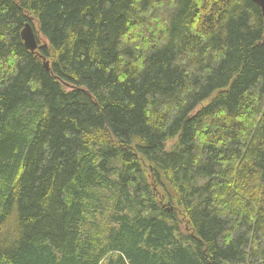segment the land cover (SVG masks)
<instances>
[{
  "label": "trees",
  "instance_id": "obj_1",
  "mask_svg": "<svg viewBox=\"0 0 264 264\" xmlns=\"http://www.w3.org/2000/svg\"><path fill=\"white\" fill-rule=\"evenodd\" d=\"M263 262L258 4L0 0V264Z\"/></svg>",
  "mask_w": 264,
  "mask_h": 264
},
{
  "label": "water",
  "instance_id": "obj_2",
  "mask_svg": "<svg viewBox=\"0 0 264 264\" xmlns=\"http://www.w3.org/2000/svg\"><path fill=\"white\" fill-rule=\"evenodd\" d=\"M252 1H254L256 4L259 5V7L261 8V11H262L263 18H264V0H252ZM21 36H22V39L24 41L25 47L27 49L35 52L38 48V41H37L35 29L30 22H27L25 24V27L21 31ZM44 65L46 68H49L50 67L49 60H46L44 58ZM260 264H264V262L260 263Z\"/></svg>",
  "mask_w": 264,
  "mask_h": 264
},
{
  "label": "rangeland",
  "instance_id": "obj_3",
  "mask_svg": "<svg viewBox=\"0 0 264 264\" xmlns=\"http://www.w3.org/2000/svg\"><path fill=\"white\" fill-rule=\"evenodd\" d=\"M173 144V142H171V144H170V146H169V148L171 147V145Z\"/></svg>",
  "mask_w": 264,
  "mask_h": 264
}]
</instances>
